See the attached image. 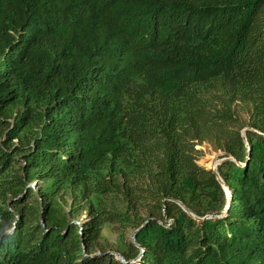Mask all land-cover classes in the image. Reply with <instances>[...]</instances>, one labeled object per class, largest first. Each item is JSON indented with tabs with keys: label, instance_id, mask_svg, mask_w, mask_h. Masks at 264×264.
<instances>
[{
	"label": "trees",
	"instance_id": "trees-1",
	"mask_svg": "<svg viewBox=\"0 0 264 264\" xmlns=\"http://www.w3.org/2000/svg\"><path fill=\"white\" fill-rule=\"evenodd\" d=\"M0 264H264V0H0Z\"/></svg>",
	"mask_w": 264,
	"mask_h": 264
},
{
	"label": "rangeland",
	"instance_id": "rangeland-1",
	"mask_svg": "<svg viewBox=\"0 0 264 264\" xmlns=\"http://www.w3.org/2000/svg\"><path fill=\"white\" fill-rule=\"evenodd\" d=\"M237 111H238V115L239 117L243 120V121H247L248 120V115L242 111V109L240 107H237ZM244 130H241V134L243 133ZM195 150H198L199 153H198V158L196 160V163L205 168L204 164H203V160L209 156V155H215L217 160L220 159L221 157L224 156V152L219 150V149H216L212 146V144H210L209 142H202V143H197L195 146H194ZM240 166L242 164H239ZM207 169V168H205ZM87 220V217H86V213L85 212H82L81 214H79V217H78V221H76L77 224H80V223H84L86 222ZM104 236L106 237L107 241H106V245H105V250L107 252H109L111 255H114L115 252L111 251L110 247L112 246H115V243H116V240L118 238V231L116 230L115 227H112L111 230L109 229H106L104 231ZM126 241H129L131 240V234L130 232L126 233Z\"/></svg>",
	"mask_w": 264,
	"mask_h": 264
},
{
	"label": "water",
	"instance_id": "water-1",
	"mask_svg": "<svg viewBox=\"0 0 264 264\" xmlns=\"http://www.w3.org/2000/svg\"><path fill=\"white\" fill-rule=\"evenodd\" d=\"M249 128H245V129H243L244 131H243V133H242V137H243V140H244V143H245V147H246V151L248 152V145H247V141L245 140V132H246V130H248ZM226 160H234V158L232 157V156H227V157H221L220 159H218L217 160V162H216V164H214L213 166H212V168H210V169H207V170H210L213 174H214V176L216 177V180L218 181V183L221 185V187H222V189H223V191H224V193H225V196H226V205H225V207L223 208V210H222V212H221V215L220 216H210V215H208V216H206L205 218H219V217H221L225 212H226V210H227V208H228V205L230 204V202H231V192H230V190H229V188H228V186L224 183V181L221 179V177L219 176V173H218V171H217V168H218V166L222 163V162H224V161H226ZM173 202H176L181 208H182V210L185 212V213H187L191 218H193V219H196V220H198V221H202L203 220V218H198V217H196L195 215H193L190 211H189V209L185 206V205H183L181 202H179V201H177V200H172ZM131 241L133 242V244H135L137 247H139L140 248V246L136 243V241H135V238H134V233L131 235ZM141 249V248H140ZM111 254H113V253H111ZM114 255H115V257H116V259H118V260H120V261H122V262H124V259L122 258V256L121 255H119V254H117V253H114ZM140 255L141 254H139V256L136 258V260H138L139 258H140ZM135 260V261H136Z\"/></svg>",
	"mask_w": 264,
	"mask_h": 264
},
{
	"label": "bare ground",
	"instance_id": "bare-ground-1",
	"mask_svg": "<svg viewBox=\"0 0 264 264\" xmlns=\"http://www.w3.org/2000/svg\"><path fill=\"white\" fill-rule=\"evenodd\" d=\"M217 158L215 155H209L203 160L205 168L210 169L214 164H216Z\"/></svg>",
	"mask_w": 264,
	"mask_h": 264
}]
</instances>
